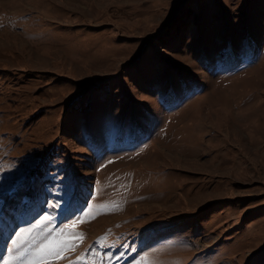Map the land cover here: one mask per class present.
Returning a JSON list of instances; mask_svg holds the SVG:
<instances>
[{
  "label": "rangeland",
  "instance_id": "374dc122",
  "mask_svg": "<svg viewBox=\"0 0 264 264\" xmlns=\"http://www.w3.org/2000/svg\"><path fill=\"white\" fill-rule=\"evenodd\" d=\"M81 210L47 264H264V0H0V264Z\"/></svg>",
  "mask_w": 264,
  "mask_h": 264
},
{
  "label": "snow or ice",
  "instance_id": "6c2138e0",
  "mask_svg": "<svg viewBox=\"0 0 264 264\" xmlns=\"http://www.w3.org/2000/svg\"><path fill=\"white\" fill-rule=\"evenodd\" d=\"M102 207H109V205H103ZM111 208L116 210L118 209V205L112 203ZM85 216L94 218V216L91 215V210H81V214L76 216L75 219H71L69 224L63 226L56 236H52L51 232L45 235L41 243L36 245L32 250L27 264H47L49 260L63 258L62 254L66 251H74L78 244L83 241L84 235L83 233L69 231V229H74L77 224L87 222L84 218ZM48 219L49 217H44L37 227L43 225ZM34 231L35 228L29 227L17 233L12 241L13 247L22 248L33 242L35 240L33 236ZM103 239L106 242L107 236ZM81 262H83V264H96V261L94 259H88L86 254L78 258L76 264H81ZM141 264H145V262L142 261Z\"/></svg>",
  "mask_w": 264,
  "mask_h": 264
},
{
  "label": "bare ground",
  "instance_id": "6f19581e",
  "mask_svg": "<svg viewBox=\"0 0 264 264\" xmlns=\"http://www.w3.org/2000/svg\"><path fill=\"white\" fill-rule=\"evenodd\" d=\"M159 142V141H158ZM153 146H155V145H153ZM146 153V152H145Z\"/></svg>",
  "mask_w": 264,
  "mask_h": 264
}]
</instances>
